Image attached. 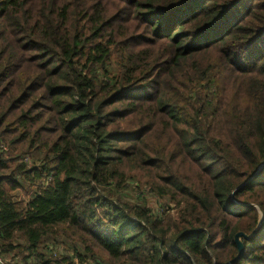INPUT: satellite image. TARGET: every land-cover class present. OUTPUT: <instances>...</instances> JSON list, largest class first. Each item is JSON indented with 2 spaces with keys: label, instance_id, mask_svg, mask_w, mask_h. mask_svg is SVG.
<instances>
[{
  "label": "trees",
  "instance_id": "1",
  "mask_svg": "<svg viewBox=\"0 0 264 264\" xmlns=\"http://www.w3.org/2000/svg\"><path fill=\"white\" fill-rule=\"evenodd\" d=\"M11 252L264 264V0H0Z\"/></svg>",
  "mask_w": 264,
  "mask_h": 264
},
{
  "label": "water",
  "instance_id": "2",
  "mask_svg": "<svg viewBox=\"0 0 264 264\" xmlns=\"http://www.w3.org/2000/svg\"><path fill=\"white\" fill-rule=\"evenodd\" d=\"M262 217H263V212L260 211V219L258 221V224L255 226V228H253L251 233L248 234V233H245L243 231L242 232L238 231L235 233L234 242H235V245L237 247V254L232 258V261L239 259L243 255L244 244L242 243L241 238L242 237H244L245 239L249 238L256 231V228L260 224Z\"/></svg>",
  "mask_w": 264,
  "mask_h": 264
},
{
  "label": "rangeland",
  "instance_id": "3",
  "mask_svg": "<svg viewBox=\"0 0 264 264\" xmlns=\"http://www.w3.org/2000/svg\"><path fill=\"white\" fill-rule=\"evenodd\" d=\"M21 194H22V192H19V191H18V195L21 196ZM125 194H126V197H128L130 201H134V200L137 199V197H136L135 195H132L131 192H130L129 190H126ZM143 196H144V198H145V200H146V203H147L150 207H155V206H156V205H155L156 200L154 199V197H151V196H149L148 194H144ZM60 249H61V248H60ZM14 252H15V251H14ZM13 254H14V253L11 252V253H8V254H6V255L8 256V258H10V256L13 255ZM18 256L21 257V255H18ZM100 264H102V263H100Z\"/></svg>",
  "mask_w": 264,
  "mask_h": 264
},
{
  "label": "built area",
  "instance_id": "4",
  "mask_svg": "<svg viewBox=\"0 0 264 264\" xmlns=\"http://www.w3.org/2000/svg\"><path fill=\"white\" fill-rule=\"evenodd\" d=\"M0 264H15V261L0 253Z\"/></svg>",
  "mask_w": 264,
  "mask_h": 264
}]
</instances>
